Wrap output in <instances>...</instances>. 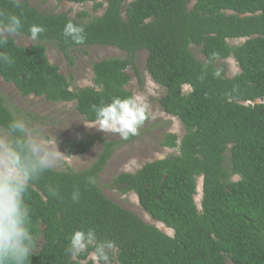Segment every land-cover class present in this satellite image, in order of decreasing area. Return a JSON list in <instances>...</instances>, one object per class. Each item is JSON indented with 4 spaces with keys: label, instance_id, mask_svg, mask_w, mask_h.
<instances>
[{
    "label": "trees",
    "instance_id": "16d2710c",
    "mask_svg": "<svg viewBox=\"0 0 264 264\" xmlns=\"http://www.w3.org/2000/svg\"><path fill=\"white\" fill-rule=\"evenodd\" d=\"M59 1L107 6L85 21L87 12L72 18L25 0H0V27L39 41L22 46L0 33V76L22 95L75 102L86 121L111 123L134 104L128 70L139 75L135 55L146 50V70L165 91L159 104L181 122L184 135L167 133L162 141L177 154L121 172L111 183L136 194L144 211L174 235L111 200L98 184L128 138L104 141L85 170L53 169L31 148L17 116L23 111L11 109L0 93V130L9 135L11 161L23 176L0 180V264H97L88 259L92 252L99 264H230L227 257L234 264H264V0ZM236 38L245 41L229 42ZM43 42L68 58L91 45L117 47L128 57L97 61L94 85L73 89ZM230 57L240 69L232 77L224 62ZM135 116L140 126L149 119L144 109ZM99 138H66L65 152L88 153ZM19 227L21 247L5 244ZM37 234L41 249L25 252L28 236ZM81 243L85 248L78 250Z\"/></svg>",
    "mask_w": 264,
    "mask_h": 264
},
{
    "label": "rangeland",
    "instance_id": "374dc122",
    "mask_svg": "<svg viewBox=\"0 0 264 264\" xmlns=\"http://www.w3.org/2000/svg\"><path fill=\"white\" fill-rule=\"evenodd\" d=\"M25 1L42 12H65L72 18H77L80 12H87L88 16L83 18L85 21L95 16H101L107 6V3L104 2L103 7L96 9L94 2L91 1L83 4L59 0ZM129 1L131 0H127V2ZM192 4L193 2L190 5ZM0 33L4 36H11L17 44L22 46L30 47L39 42L34 38L16 34L1 27ZM244 41V38L229 40L231 44H241ZM43 44L47 49L49 60L59 66L61 73L73 79V89L94 85L93 65L97 61L107 58L128 57L127 52L117 47L91 45L75 48L68 58L52 42H43ZM191 50L199 60H206L199 46L192 45ZM147 57L148 52L146 50H140L136 53L135 63L139 69V75L133 69L128 70L132 77L128 88L134 94V104L125 114V118L111 123L86 121L77 110L75 102H55L43 96L22 95L13 83L6 82L1 76L0 93L7 97L11 109L23 111V115L17 114V116L24 125L25 135L31 148L45 165L53 169L85 170L98 157L104 141H123L128 138L116 148L112 158L100 174L98 184L111 200L133 211L145 222L157 226L172 236L174 230L172 229L173 231L170 233L168 229L160 227L158 224L161 222L156 221L144 211L136 194H123L111 183L113 178L121 172H135L147 162L177 154L178 149L166 148L162 145V141L167 133H176L179 138L184 135L181 122L163 111L159 104V99L165 91L152 80L147 72ZM224 62L230 77L239 72L238 63L234 58L230 57ZM190 89L189 86L184 87L185 92L190 91ZM140 109L146 110L149 114V119L143 126L139 125L135 116V112ZM90 135L100 137L90 152L82 155H68L65 152L64 142L66 138L76 139ZM5 178L23 180L22 174L14 167L9 155V135L4 130H0V180ZM238 178V176L233 177L234 180ZM199 181H201L203 189L202 178L198 179L197 188L200 186ZM202 189L201 192L198 190L196 195L199 208H201ZM15 233V238L4 237L2 240L7 245L20 248L22 245L21 235L24 232L19 227ZM28 237L30 241L24 247L25 252H38L43 244V235H29ZM84 248V244L81 243L78 250ZM88 259L99 264V257L94 252L90 254ZM227 261L234 264L229 257H227Z\"/></svg>",
    "mask_w": 264,
    "mask_h": 264
},
{
    "label": "bare ground",
    "instance_id": "6f19581e",
    "mask_svg": "<svg viewBox=\"0 0 264 264\" xmlns=\"http://www.w3.org/2000/svg\"><path fill=\"white\" fill-rule=\"evenodd\" d=\"M199 184H200V186H199V188H198V190L201 192V189H202V187H201V181H199ZM160 227H164L165 229H168V231L170 232V233H172V229H170V228H166L163 224H161V223H159L158 224Z\"/></svg>",
    "mask_w": 264,
    "mask_h": 264
}]
</instances>
